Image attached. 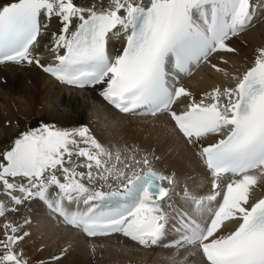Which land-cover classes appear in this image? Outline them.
Wrapping results in <instances>:
<instances>
[{"label": "snow or ice", "instance_id": "1", "mask_svg": "<svg viewBox=\"0 0 264 264\" xmlns=\"http://www.w3.org/2000/svg\"><path fill=\"white\" fill-rule=\"evenodd\" d=\"M257 7L254 0L0 5V63H35L69 86L99 87L126 114H168L211 185L201 193L185 182L178 193L176 174L155 169L154 153L105 146L87 126L26 130L0 153V264H31L21 247L31 220L11 214L36 199L90 238L121 234L144 247H174L177 256L194 249L201 264H264V44L228 86L196 98L182 83L202 65L230 75L213 57L238 55L230 41L251 27ZM52 20L60 25L54 62L42 64L37 49ZM118 34L125 43L113 54Z\"/></svg>", "mask_w": 264, "mask_h": 264}, {"label": "bare ground", "instance_id": "2", "mask_svg": "<svg viewBox=\"0 0 264 264\" xmlns=\"http://www.w3.org/2000/svg\"><path fill=\"white\" fill-rule=\"evenodd\" d=\"M4 2L9 0H0V5ZM77 2L90 6L100 0ZM103 2L106 5L108 0ZM254 3L258 6L255 21L248 30L230 41L238 55L221 53L213 57V63L227 67L230 75L225 76L202 65L190 76L183 77L182 82L196 98L215 85L232 84L231 75L243 73L252 63L254 50L264 44V0H254ZM59 28L58 21L52 20L48 35L41 40L37 51L42 50L39 54L42 64L51 54L52 33L58 32ZM118 37L121 35L111 38L114 46L118 45ZM223 59L228 61L226 66ZM100 93L99 87L71 88L60 84L35 63H0V137L25 125L39 126L42 121L62 128L87 126L105 146H134L141 155L154 153L158 157L154 166L165 173L176 174L180 181L178 193L185 182L201 193L210 190L207 172L200 163L197 149L186 142L166 113L155 117L120 113ZM187 102L184 100L180 104ZM213 139L208 137L205 142ZM262 191L264 189H258V195ZM4 199L0 195V200ZM11 218L18 222L24 218L31 220L26 229L30 235L21 245L31 264H185V261L186 264H201L202 261L194 249L181 250L177 256L174 247H144L121 234L87 237L53 217L39 199L22 206L18 213L11 214ZM232 226L227 225L228 228Z\"/></svg>", "mask_w": 264, "mask_h": 264}, {"label": "rangeland", "instance_id": "3", "mask_svg": "<svg viewBox=\"0 0 264 264\" xmlns=\"http://www.w3.org/2000/svg\"><path fill=\"white\" fill-rule=\"evenodd\" d=\"M45 123L39 122V126H34V125H25L23 127H18L17 129L7 133L6 135L0 137V153H2L3 149L8 148L16 138H18V136L23 133L26 130H30V129H35L38 127H41L42 125H44Z\"/></svg>", "mask_w": 264, "mask_h": 264}]
</instances>
